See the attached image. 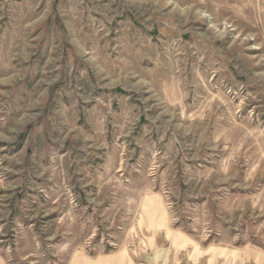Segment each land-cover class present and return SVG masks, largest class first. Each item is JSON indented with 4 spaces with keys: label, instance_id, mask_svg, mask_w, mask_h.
I'll return each mask as SVG.
<instances>
[{
    "label": "rangeland",
    "instance_id": "374dc122",
    "mask_svg": "<svg viewBox=\"0 0 264 264\" xmlns=\"http://www.w3.org/2000/svg\"><path fill=\"white\" fill-rule=\"evenodd\" d=\"M6 264H264V0H0Z\"/></svg>",
    "mask_w": 264,
    "mask_h": 264
},
{
    "label": "crops",
    "instance_id": "0c3cea01",
    "mask_svg": "<svg viewBox=\"0 0 264 264\" xmlns=\"http://www.w3.org/2000/svg\"><path fill=\"white\" fill-rule=\"evenodd\" d=\"M0 264H6L5 260L0 258Z\"/></svg>",
    "mask_w": 264,
    "mask_h": 264
}]
</instances>
